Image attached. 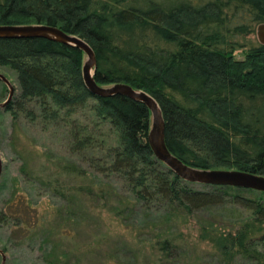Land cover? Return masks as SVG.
I'll return each instance as SVG.
<instances>
[{"label": "trees", "instance_id": "1", "mask_svg": "<svg viewBox=\"0 0 264 264\" xmlns=\"http://www.w3.org/2000/svg\"><path fill=\"white\" fill-rule=\"evenodd\" d=\"M263 23L264 0H0V26L46 25L78 37L94 52L98 86L125 84L151 96L164 121L166 147L184 165L260 176L264 45H251L241 60L235 53ZM83 57L56 41L0 39V70L12 73L16 84L2 111L13 123L27 120L50 133L60 151L56 162L47 157L50 165L32 174L24 162V183L38 197L46 193L64 203L54 216L73 221L72 228L78 222L63 211L80 210L74 200L86 198L111 213L125 233L151 236L133 246L125 240V262L108 254L104 264L177 263L188 227L220 264H264V193L177 177L149 147L150 111L124 96H92L82 81ZM8 190L0 182L5 257L17 236L30 237L40 227L37 203ZM58 237L61 243L71 239L62 227ZM46 243L39 258L44 264H72L76 252ZM146 246L153 262L146 261Z\"/></svg>", "mask_w": 264, "mask_h": 264}, {"label": "rangeland", "instance_id": "2", "mask_svg": "<svg viewBox=\"0 0 264 264\" xmlns=\"http://www.w3.org/2000/svg\"><path fill=\"white\" fill-rule=\"evenodd\" d=\"M259 24L255 25L252 35L245 37L239 41L241 50L235 53V59L241 60L244 57V52L251 45H258L256 38V28ZM83 57V63L85 62ZM0 74L4 75L14 86L15 78L12 73L0 70ZM4 91L0 85V103L5 101L8 96L7 87ZM56 139L50 134L40 130V128L32 127L27 120L21 119L13 123L10 115L5 114L0 109V158L2 160V172L0 175V182L5 183L6 188H9V193H15V196H22L28 198V202L37 203V217L40 227L30 232V237L17 236L14 239L15 244L8 248L6 253V264H44L41 259L42 253L47 251L50 247L46 241L57 243L61 249L72 250L75 253V258L71 259L72 264H104L105 257L113 256L114 262H125L126 250L125 245L130 241V245H135L138 240L150 239V235L142 233L137 230L132 236L122 230L119 222L114 221L113 216L109 212H103L102 209L97 207V204L92 200L81 198L74 200V203L81 204V209L71 211H63V213L73 214L74 221H77L79 226L75 228L70 227V223L54 216L57 209L64 210L65 204L61 203L56 197L51 199L46 193L38 197L37 193L32 190L30 185L24 183L22 180V173H20L21 166L29 174L37 170L41 165H50L47 163V157L53 162L60 155L57 148ZM49 162V161H48ZM54 164V163H53ZM12 186H15L12 188ZM40 188V185H35ZM12 188V189H11ZM14 190H17L14 192ZM7 192V194H8ZM13 198V197H12ZM30 200V201H29ZM101 218V220H98ZM65 229V232L71 235V239L65 240L61 243L58 237L59 230ZM182 233L186 237L187 246L181 251L178 262L169 264H220L215 251L207 243H200L197 241L198 232L188 227L187 230L182 229ZM138 233V234H137ZM8 233L0 229V249L7 240ZM105 236H108L109 241H105ZM126 240V243H125ZM45 242V243H44ZM99 246L101 255L92 257L91 251ZM147 247V246H146ZM147 262H153L152 251L147 247L145 250ZM74 261V262H73ZM145 261L140 258V262ZM168 264V263H167ZM233 264H248L241 259H236Z\"/></svg>", "mask_w": 264, "mask_h": 264}, {"label": "water", "instance_id": "3", "mask_svg": "<svg viewBox=\"0 0 264 264\" xmlns=\"http://www.w3.org/2000/svg\"><path fill=\"white\" fill-rule=\"evenodd\" d=\"M41 38L56 41L80 50L85 58L82 65V81L88 92L98 98L112 96H124L142 103L151 114L150 128L147 136L149 147L157 160L162 162L171 172L180 179L205 186H222L239 189L253 190L264 193V176L237 170H198L184 165L174 157L165 144V125L156 101L145 92L138 91L125 84H114L109 87H100L94 81L96 60L91 47L82 39L67 35L55 27L46 25L26 26H0V39H33ZM256 38L260 45H264V23L256 28ZM2 82L8 91L7 99L0 103V109H4L14 95V86L2 74ZM2 172V160L0 158V175ZM1 264H5V255L0 251Z\"/></svg>", "mask_w": 264, "mask_h": 264}]
</instances>
